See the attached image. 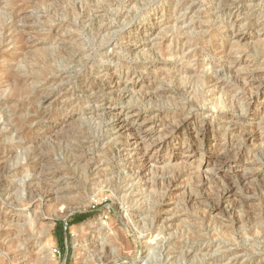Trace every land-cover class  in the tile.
<instances>
[{
  "label": "rangeland",
  "instance_id": "rangeland-1",
  "mask_svg": "<svg viewBox=\"0 0 264 264\" xmlns=\"http://www.w3.org/2000/svg\"><path fill=\"white\" fill-rule=\"evenodd\" d=\"M237 32L249 39L239 41ZM0 39V149H11L10 165L15 162L0 180V212L9 217L0 229L29 221L34 229L26 257L1 260L264 264V204L253 192L256 178L264 179V89H257L264 82V0H0ZM136 43L143 46L133 52ZM247 64L259 68L254 85L243 81ZM14 69L30 86L26 106L17 103L15 111L9 99ZM116 76L128 97L109 88ZM108 107L155 117L154 139L186 118L195 132L209 124L213 139L194 145L178 134L142 170L120 151ZM228 138L243 159L217 164L218 174L216 163L199 170L207 145ZM189 148L196 151L187 163L190 154L180 155ZM40 153L45 161L28 165ZM35 175L58 181L76 199L62 205L70 212L68 234L64 218L55 219L51 245L40 230L54 210L44 202L43 214L37 198L27 200L26 180ZM233 185L236 197L221 205ZM77 214L84 219L75 222ZM114 235L120 240L111 246Z\"/></svg>",
  "mask_w": 264,
  "mask_h": 264
},
{
  "label": "bare ground",
  "instance_id": "bare-ground-1",
  "mask_svg": "<svg viewBox=\"0 0 264 264\" xmlns=\"http://www.w3.org/2000/svg\"><path fill=\"white\" fill-rule=\"evenodd\" d=\"M22 7L25 6L23 3L21 4ZM229 7V6H228ZM25 10V9H24ZM84 11V9H83ZM238 13V12H237ZM234 14V13H233ZM236 14V12H235ZM238 16V15H237ZM3 18V16L1 15ZM238 19V18H237ZM236 21V19H235ZM237 24V23H236ZM146 29V28H145ZM149 33V32H148ZM239 39V41H245L249 39L250 35H247L243 32H237L236 35ZM146 37V36H145ZM27 39V38H26ZM29 42V41H28ZM140 42V41H139ZM142 42V41H141ZM1 39H0V44H1ZM241 43V42H240ZM143 45L142 44H133L131 46V51H136L140 49ZM260 47V46H259ZM140 52V51H139ZM229 55V54H228ZM231 55V54H230ZM231 58V57H230ZM234 58V57H233ZM236 58V57H235ZM228 59V58H227ZM53 61V60H52ZM239 61L238 59H234L233 64L236 65L238 64ZM231 63V62H230ZM250 63V62H249ZM245 64V63H244ZM228 67V66H227ZM246 70H244V75H243V81L248 84V85H254L259 81L258 78V72L259 68H255L253 64H247L245 65ZM53 69V68H52ZM232 69V68H231ZM47 70V69H46ZM235 71V70H234ZM236 72V71H235ZM114 74V73H113ZM111 75V74H110ZM238 75V74H237ZM241 75V74H240ZM10 79L9 83L12 86L11 89V98H9L11 102V108L13 111L16 110L17 105L21 107L26 106L27 104V98L28 94L30 92V86L26 83V80L24 77V74L21 71L17 70H12L9 73ZM112 76V75H111ZM236 76V75H235ZM215 77V76H214ZM30 78V77H29ZM218 78V77H217ZM238 78V77H236ZM241 78V77H240ZM39 79V78H37ZM219 80V79H217ZM237 80V79H236ZM211 81V80H210ZM242 81V80H241ZM239 82V81H238ZM219 83V81H218ZM109 84L111 85L109 88L112 91H119L120 88H122V93L123 97H128L129 96V88L128 86L124 85V81L121 77H111ZM126 84V83H125ZM214 84V80H213ZM216 84V83H215ZM124 85V86H123ZM218 89V88H217ZM257 89L262 90L264 89V82L258 83ZM247 90V89H246ZM10 91V90H9ZM183 92V91H182ZM252 92V91H251ZM121 93V92H120ZM254 93V92H253ZM257 93V92H256ZM128 94V95H127ZM151 95V94H150ZM45 97V96H44ZM21 99V100H20ZM21 101V102H20ZM18 103V104H17ZM251 107V106H250ZM108 110L112 113L111 115V124L113 126V129L115 130V134L120 136L122 138L121 146H120V151L121 152H127V155L130 156V161L132 164H140L142 167V170H144L146 167L148 168L146 160H152L154 159L153 157H156L158 155V152L164 148L165 145L173 141L174 137H177L178 134H184V135H189V139H191L194 143H204L205 140H211L213 137V132L212 129L208 126L209 124H204L205 126L201 129V132H195L193 126L191 125V119L186 118L184 120H181L177 122L175 125L171 126L170 129L162 134L157 136V138H153V128L156 127L157 124V119L155 117H146L144 114L139 113V112H133L130 110H114L113 108H109ZM254 110V109H253ZM252 110V111H253ZM113 111V112H112ZM109 112V113H110ZM213 112V111H212ZM255 113V112H254ZM105 114V113H104ZM21 121L26 122L27 117H23L19 114L18 116ZM214 118V117H213ZM198 119V118H197ZM161 120V119H160ZM205 120V119H204ZM196 121V120H195ZM209 121V120H208ZM217 121V120H216ZM234 121V120H233ZM162 122V121H161ZM204 122V121H203ZM150 126L146 128L148 125ZM194 124V123H193ZM170 126V125H169ZM261 126V125H260ZM197 128V127H196ZM236 128V127H235ZM245 128V127H244ZM243 129V128H242ZM263 129V128H262ZM261 129V130H262ZM1 131V130H0ZM165 132V131H164ZM25 133V132H24ZM246 133V132H245ZM215 134V133H214ZM243 135V134H242ZM229 136V135H228ZM255 136V135H254ZM187 138V137H186ZM236 138V137H235ZM238 138V137H237ZM248 138V137H247ZM252 138V137H251ZM1 139V138H0ZM153 139V140H152ZM213 139V138H212ZM246 140V137L244 138ZM257 139V138H256ZM223 140V139H222ZM226 142L222 144H208L206 147V158L203 163H200L198 166L199 170L203 169L205 166L208 168L211 166L212 163L215 164L214 172L219 173V171L222 170V167H220V164H225L228 165L230 163L234 162H240L243 159V152L241 150L236 151V148H232L233 146V138H228L225 139ZM243 140V141H245ZM248 140V139H247ZM211 143V142H210ZM241 143V142H240ZM82 144V143H81ZM80 144V145H81ZM235 144V143H234ZM237 144V143H236ZM190 145V144H189ZM38 146V145H36ZM76 147V146H75ZM83 147V146H82ZM157 147V148H156ZM197 147V146H196ZM249 147V145H248ZM36 149V148H35ZM44 149V148H43ZM68 149V148H67ZM82 149V148H81ZM238 149V148H237ZM241 149V148H240ZM84 150V149H83ZM35 151V150H34ZM45 151V150H44ZM196 149L192 148V150L186 149L181 153V157H184L183 153L188 152L190 156H185L186 161L188 163V160L193 159L195 157L193 154L195 153ZM120 153V152H119ZM201 153V152H200ZM203 154V153H202ZM248 154V153H247ZM250 154V153H249ZM17 155V154H16ZM28 155V150H26V156ZM151 155V156H150ZM192 155V157H191ZM13 156L14 152L11 149L1 150L0 149V180L3 179L8 174V171L11 168V165L15 166L14 164L10 165V162L13 161ZM36 156H39L38 160H35V156L33 157V154L29 156L28 158V165L32 163V160L34 158L35 163H42L45 161L44 155L42 153L37 154ZM150 156V157H149ZM251 156V155H250ZM49 158V157H47ZM83 158V157H82ZM178 158V157H176ZM247 158V156H246ZM72 159V158H71ZM254 159V158H253ZM247 160V159H246ZM48 161V159H47ZM129 161V160H128ZM193 161V160H191ZM149 162V161H148ZM153 162V161H152ZM255 162V161H253ZM48 163V162H47ZM192 163V162H191ZM256 163V162H255ZM43 164H46L45 162ZM61 164V163H60ZM67 164V163H66ZM153 164V163H152ZM219 164L220 166H218ZM251 164V163H250ZM47 165V164H46ZM57 165V164H56ZM154 165V164H153ZM191 165V164H190ZM231 165V164H230ZM253 165V164H252ZM255 165V164H254ZM87 166V165H86ZM250 166V165H249ZM249 166H247L249 168ZM41 167V166H40ZM47 167V166H45ZM50 167V166H49ZM88 167V166H87ZM131 167V166H130ZM214 167V166H213ZM52 168V167H51ZM160 168V167H159ZM153 169V168H151ZM250 169V168H249ZM45 170V169H44ZM257 170V169H256ZM41 172V171H40ZM142 172V171H141ZM239 172V171H237ZM214 173V174H215ZM179 174V173H178ZM238 174V173H236ZM249 174V172H248ZM183 175V174H182ZM200 175V174H199ZM206 175V174H205ZM225 176V175H224ZM257 176V175H256ZM56 177V176H55ZM228 177V176H227ZM242 178L243 182L245 184L249 183V177L247 175H240ZM45 178V177H44ZM239 178V177H238ZM81 179V178H80ZM94 179V178H93ZM26 180V178H25ZM66 180V179H65ZM172 180V179H171ZM220 180V179H219ZM218 180V181H219ZM109 181V180H108ZM175 180L174 182H176ZM202 181V180H201ZM240 181V179H239ZM58 181L52 180L50 178H46V180H43L41 175H35L32 179L26 180V187L25 190L28 194V202L34 201L35 198H37L38 205L41 206L42 213L43 211L46 212L45 206H43L42 203L46 202L47 208H51V210H54V214H52V218L50 217V221L47 222L43 228L40 230V234L44 237H48V245H51L52 240H51V234L52 230L55 227V219L57 218H64L68 219L70 212H65L62 211V207L64 206L63 204L65 203H71L76 201L75 195L73 194H66L64 193V188L60 186V184L57 183ZM60 182V181H59ZM173 182V181H172ZM173 182V183H174ZM251 182V181H250ZM78 184V182H76ZM206 183V182H205ZM228 183V182H227ZM256 184L254 185L253 192L254 195H258L262 198L263 204H264V191H262V187L264 189V179L256 178ZM64 184V183H63ZM38 185H41V188L39 189ZM92 185V184H91ZM230 186V185H229ZM6 188L9 186L6 185ZM237 187V186H236ZM243 187V186H242ZM245 187V186H244ZM4 188V186H3ZM86 188V187H84ZM225 188V187H224ZM251 188V187H248ZM240 189V188H239ZM252 189V188H251ZM249 189V190H251ZM6 193V192H5ZM214 193V192H213ZM212 194V193H211ZM249 194V193H248ZM252 194V193H251ZM10 195V194H9ZM216 195V194H214ZM221 205L230 201L234 197H236L237 193L235 191L234 185L231 187H228L227 190L221 194ZM249 196V195H248ZM251 196V195H250ZM5 198V197H4ZM212 199V198H211ZM10 200H12V197H10ZM245 200V199H244ZM2 201V200H0ZM237 201L242 205L243 200L242 199H237ZM36 202V201H35ZM245 202V201H244ZM2 203V202H1ZM9 203V202H8ZM216 203V202H215ZM237 202H235L236 205ZM212 204V203H211ZM220 204V203H219ZM247 204V203H245ZM244 204V205H245ZM9 205V204H8ZM25 205V204H24ZM63 205V206H62ZM238 205V203H237ZM224 206V205H223ZM45 208V209H43ZM234 208V207H233ZM232 208V209H233ZM249 208V206H248ZM216 210H220L219 207H215ZM224 209V208H223ZM236 209V208H235ZM253 209V208H251ZM68 210V209H67ZM213 210V209H212ZM229 211V210H228ZM227 212V211H226ZM251 212V211H249ZM41 213V212H40ZM165 213V212H164ZM236 213V212H235ZM44 214V213H43ZM42 214V215H43ZM244 214V213H243ZM257 214V213H256ZM249 215V214H248ZM241 216V215H240ZM246 216V215H245ZM205 217V216H204ZM261 217V215L259 216ZM48 218V217H47ZM164 218V217H163ZM262 218V217H261ZM166 219V218H165ZM259 219V218H258ZM243 220V219H242ZM167 221V220H165ZM9 222V217L3 213L0 212V225H6ZM243 222V221H242ZM41 222H38L36 227L39 228V225ZM101 224V223H100ZM102 226V224H101ZM35 227V225H34ZM33 225L32 222L29 221V224L26 225H21L18 226L16 229H9V230H4L0 229V239H4L5 242L0 245L1 247H4L7 249V252L4 253L3 249L0 250V255L6 256L9 261L12 263L13 259L15 256L21 255L22 257H26V253L30 251V247L33 246L32 240L28 237L32 232ZM75 231H78V229L75 228ZM103 231V230H102ZM140 233V232H139ZM119 234V233H118ZM31 236V235H30ZM105 236V235H104ZM54 237V236H53ZM39 238V237H38ZM43 238V237H42ZM40 239V238H39ZM119 238L118 236L114 235L110 239H108V242L111 246L115 245V241H117ZM122 239V238H121ZM91 240V239H90ZM120 240V239H119ZM35 241V240H34ZM45 241V240H44ZM36 242V241H35ZM34 242V243H35ZM137 244L139 245V238L136 239ZM82 244V243H81ZM90 244V243H89ZM88 244V245H89ZM85 245V244H84ZM93 245V244H92ZM24 247L23 251L19 250L17 251L16 248ZM46 246V245H45ZM96 246V245H95ZM51 247V246H50ZM92 247V246H91ZM108 247V246H107ZM106 247V248H107ZM78 248V247H77ZM100 248V247H99ZM105 248V249H106ZM109 249V248H108ZM5 251V250H4ZM11 251V252H8ZM15 251H17L15 253ZM13 252V254H12ZM15 253V255H14ZM18 254V255H17ZM34 254V253H33ZM89 254V253H88ZM136 254V253H135ZM169 254V253H168ZM186 255V254H185ZM2 256V257H3ZM88 256V255H87ZM134 256V255H133ZM5 257V258H6ZM37 257V258H36ZM36 257H30V259H26L24 261V264H41L42 259L40 256ZM43 257V256H42ZM108 257V256H107ZM17 258V257H16ZM41 258V259H40ZM48 264H51L53 261L52 259H48ZM0 264H9L7 261H3L0 259Z\"/></svg>",
  "mask_w": 264,
  "mask_h": 264
},
{
  "label": "trees",
  "instance_id": "trees-1",
  "mask_svg": "<svg viewBox=\"0 0 264 264\" xmlns=\"http://www.w3.org/2000/svg\"><path fill=\"white\" fill-rule=\"evenodd\" d=\"M84 215H82V214H77L76 216H75V222H77V221H82L83 219H84V217H83ZM69 225V224H68ZM68 225H65V223H64V227H63V229H64V231H65V234H68ZM65 227H67V229H65Z\"/></svg>",
  "mask_w": 264,
  "mask_h": 264
},
{
  "label": "water",
  "instance_id": "water-1",
  "mask_svg": "<svg viewBox=\"0 0 264 264\" xmlns=\"http://www.w3.org/2000/svg\"><path fill=\"white\" fill-rule=\"evenodd\" d=\"M67 220H68V219H64V223H65V225H68ZM65 229H67V227H65Z\"/></svg>",
  "mask_w": 264,
  "mask_h": 264
}]
</instances>
